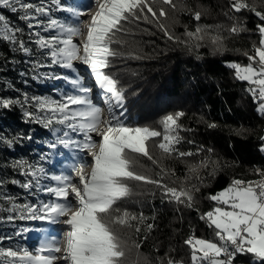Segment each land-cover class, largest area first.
Returning a JSON list of instances; mask_svg holds the SVG:
<instances>
[{"label":"snow or ice","instance_id":"snow-or-ice-1","mask_svg":"<svg viewBox=\"0 0 264 264\" xmlns=\"http://www.w3.org/2000/svg\"><path fill=\"white\" fill-rule=\"evenodd\" d=\"M54 2L58 4L59 0ZM17 5L25 12L22 19L35 20V26H42L46 32L56 31L55 35L47 38L39 32L34 34L38 37L36 43L39 47L48 49L54 64L75 71L73 62L79 60L90 68L97 85L105 93L109 115L105 120L104 109L93 104L89 95L91 89L84 86L80 78L71 81L79 94L65 95L62 102L49 97L31 98L35 111L26 110L25 115L35 122L43 123L45 127L63 125L82 135L83 139L77 141L69 137L68 131H64L63 137L68 139L61 138L59 143L64 147L72 145L80 152L87 150L91 160L87 161L81 157L79 162L72 165V174L52 176L51 179L56 180L58 185L43 190L56 199L42 203L39 208L27 204L18 205L11 197H5L11 207L3 209L0 206V210L19 211L20 219H49L52 222H60L63 218L68 231L63 249L55 238L41 245L35 255L26 248L0 247V264H124L130 248L122 230L134 229L139 233L146 220L143 213L137 215L118 206L120 201L131 196L130 182L155 185L162 189L169 202L192 208L195 193L199 192L200 186L204 184L205 178L200 175V171L208 169L211 165L209 175L215 176L220 164L210 157L199 163H187V173L183 180H180L179 186L164 183L165 177H175L171 180L172 184H176L180 178L176 177L174 169L165 168L160 160L152 155L149 142H152L151 147L160 151L161 159H183L198 155L180 151L177 147L183 139L179 134L183 130L179 121L185 114L178 112L165 116L161 120L162 131L125 124L120 118L124 112L117 111L123 109L124 90L119 86V81L106 74L104 69L109 68L110 61L118 57L140 58L135 51L125 53L120 50L130 46L126 37H134L136 33L129 26L138 22L154 23L168 39L183 43L186 47L199 49L202 46H211L215 52L226 50V37L223 32L238 35L245 29L239 24H233L227 29L221 25L201 24L199 21L202 12L189 9L197 25L194 30L186 28L185 39L181 40L173 36L162 22L168 18L165 5L174 12L178 10L174 0H92L88 9L95 6L97 11L91 16L86 39L81 43L73 39L83 34V22L79 20L80 12L66 9L77 18L74 23L69 24L51 18L49 8L42 5L22 3V0H0V7L9 8L13 12L18 10ZM231 9L235 12L251 11L264 21V11L257 10V7L250 5L247 0H232ZM179 10H184L183 4H180ZM39 16H48L47 24L41 21ZM0 24L3 25L0 28L2 38L18 43L21 50L30 53V49L25 47L22 40H16L15 32L19 30L10 29L3 15H0ZM29 27L33 25L30 23ZM257 30L260 39L258 45H253V54L244 53L249 63L242 65L232 62L229 67L235 70L238 80L251 86L247 90L258 102L257 110L264 114V24L257 25ZM13 103L21 102L0 100V107L7 108ZM24 104H29L27 96ZM101 125L104 127L101 128ZM93 133L97 138H93ZM154 138L160 139L157 141ZM8 143L11 144V141ZM51 147L55 148L56 144ZM261 150L264 151V148ZM141 156L159 168L158 178L147 174V170H138L137 158ZM16 166L25 167L24 174L37 178L39 184L38 174H44L43 168H35L26 162H19ZM89 166L92 169L90 173L86 171ZM256 174L260 177L259 180L233 179L227 188L208 197L216 206L200 218L208 221L218 239L215 242L195 236L186 239L185 244L191 249L192 264H232L237 254H252L258 264H264V170L257 169ZM75 177H78V180L73 182ZM193 179L196 183L189 184ZM32 186L31 181L23 185L25 188ZM70 195L73 197L71 201ZM13 218L11 215L7 217L9 220ZM153 227V224L146 225L149 232ZM3 239L5 238L0 237V241ZM143 239L146 240L147 236ZM133 246L139 250L141 244L134 242ZM160 264H165L164 259L160 260ZM166 264L182 262L168 256Z\"/></svg>","mask_w":264,"mask_h":264},{"label":"trees","instance_id":"trees-1","mask_svg":"<svg viewBox=\"0 0 264 264\" xmlns=\"http://www.w3.org/2000/svg\"><path fill=\"white\" fill-rule=\"evenodd\" d=\"M231 2L174 0L178 10L174 12L165 5L168 18L162 20L172 35L181 40L185 39L186 28L194 30L197 25L189 9L202 12L201 24L221 25L225 29L233 24L241 25L245 30L238 35L223 32L226 37L225 51L215 52L211 46L189 48L168 39L154 23L138 22L129 26L136 33L134 37H126L130 46L120 50L125 53L135 51L140 58L118 57L110 61L109 68L104 69L106 74L119 81L124 90L125 124L162 131L161 120L165 116L178 112L185 114L179 121L183 126L179 134L183 139L177 147L180 151L198 155L161 159L160 151L151 147L152 142H149L152 155L165 168L174 169L176 177L180 178L172 184L171 180L175 177H165L164 183L179 186L187 173V163H199L210 157L220 164L215 176L209 175L211 165L200 171L205 178L204 184L195 193L192 208L169 202L162 189L155 185L130 182L132 194L120 201L118 206L137 215L143 213L146 220L139 233L134 229L122 230L130 248L124 264H160L161 259L166 264L168 256L182 264H192L191 249L185 244L186 239L190 236L218 239L208 221L200 218L216 206L208 197L227 188L233 179H254L259 177L257 169L264 170V153L261 150L264 114L257 110L258 102L247 90L250 85L238 80L235 70L229 67L232 62L249 63L244 53L253 54V45H258L260 39L257 25L264 24V21L248 10L233 11ZM247 2L264 11V0ZM89 4L75 5L73 1L71 7L84 10ZM180 4L184 5V10H179ZM0 15L13 27L18 20L9 8L0 7ZM15 37L17 41H23V37L16 32ZM23 60L18 43L2 38L0 34V100L21 102L7 108L0 107V206L3 209L10 208L11 204L5 197L23 200L26 195L23 187L26 168L16 165L19 162L31 165L41 161L38 151L44 150L38 144L41 134L46 131L41 128V123L25 115L26 110L35 111V107L31 101L34 91L25 85L28 79L21 74ZM25 96L29 98L26 105ZM211 124L216 126L210 127ZM154 139L158 141L160 138ZM209 149L212 151L209 152ZM137 162L138 170H147V174L158 178L159 168L146 157H138ZM188 183L196 181L193 179ZM8 214V211L0 210V218ZM147 224L154 225L150 232ZM144 236H147L146 240ZM134 242L141 244L139 250L133 246ZM233 262L258 264L252 254H237Z\"/></svg>","mask_w":264,"mask_h":264},{"label":"rangeland","instance_id":"rangeland-1","mask_svg":"<svg viewBox=\"0 0 264 264\" xmlns=\"http://www.w3.org/2000/svg\"><path fill=\"white\" fill-rule=\"evenodd\" d=\"M73 1L75 2V5L92 3V0H59L58 4L54 2V0H22V3H31L47 7L50 10L51 18L69 24L74 23L77 18L73 16L72 12H69L66 9L71 8L80 12L81 15L79 16V20L83 22L81 24L83 34L75 36L73 39L74 41L82 43L87 36V25L90 22L91 16L97 11V8L94 6V9L92 10H76L71 7ZM17 8L18 10L15 14L18 20H16V24H14L15 26L13 27L6 19L5 20L10 29L19 30L16 31V33L23 37L22 39L25 47L30 49V53H25L19 48L18 44L19 51L24 59V70H22L21 74L28 79L25 81V85L30 89H33L34 97H49L62 102L65 95L79 94L78 89L73 86L71 81L80 78L82 84L91 89L89 95L93 104L100 105L102 104V101L105 102V93L96 87L95 91L91 88V86H93L91 81L93 74L88 66L83 65L79 60H76L73 62L75 68V71H73L72 69L61 67L59 64H54L52 58L48 54V49H42L36 43L38 37L34 35L35 33L39 32L41 36L47 38L55 35L56 31L52 30L46 32L43 30L42 26H35V20L29 21L22 19L21 17L25 15V12L19 9V5H17ZM39 19L47 24L49 17L39 16ZM30 23L33 27H27ZM2 27L3 25L0 24V28ZM56 77L60 78L57 79ZM117 111L120 112L123 111V109H118ZM120 118L124 122V115ZM41 128L46 132L41 134L38 145H41V148L44 150L38 151L41 161L36 162L35 164L31 163V165L35 168H43L44 174H38L39 184H37V178L31 175L24 176V184L31 181L33 186L31 188L24 187L26 195L23 200H13L18 205L27 204L39 208L42 203L54 201L56 198L43 189H46L47 187H56L58 182L51 179V177L72 174V165L76 163L69 154L65 153V151H70V154L74 155L77 153V149L72 145L64 147V145L59 143V139H68V137H63V132L68 131L71 139L79 141V134L72 132L63 125L54 124L50 127H45V125L41 123ZM53 132H55V137L50 135V133ZM92 136L93 138H97L95 133ZM52 144H56V147H51ZM262 148H264V142L261 145V149ZM83 155L84 160H91V157L87 155V151H84ZM91 170L90 166L86 169L88 173H90ZM76 180H78V177H75L73 182H76ZM17 185L19 186V184ZM69 200H73L71 195L69 196ZM10 215L14 217L11 220L7 219ZM19 215V211L9 212L6 217L0 218V227L2 226L0 237L5 238L0 241V247H11L13 249L26 248L29 252H32L35 255L37 254L36 250L40 248L41 245L48 243L53 238L59 240L61 246L66 243L65 237L68 231V226L63 223V218H61L60 222H52L49 219H20ZM19 220H21V222H19ZM7 237H11V239H7ZM210 241L215 242V240ZM60 254H62V252Z\"/></svg>","mask_w":264,"mask_h":264},{"label":"bare ground","instance_id":"bare-ground-1","mask_svg":"<svg viewBox=\"0 0 264 264\" xmlns=\"http://www.w3.org/2000/svg\"><path fill=\"white\" fill-rule=\"evenodd\" d=\"M260 177H257V178H254V179H249V180H259ZM242 180H245V179H242ZM245 181H248V180H245Z\"/></svg>","mask_w":264,"mask_h":264},{"label":"built area","instance_id":"built-area-1","mask_svg":"<svg viewBox=\"0 0 264 264\" xmlns=\"http://www.w3.org/2000/svg\"><path fill=\"white\" fill-rule=\"evenodd\" d=\"M233 262V261H232ZM233 264H234V262H233Z\"/></svg>","mask_w":264,"mask_h":264}]
</instances>
